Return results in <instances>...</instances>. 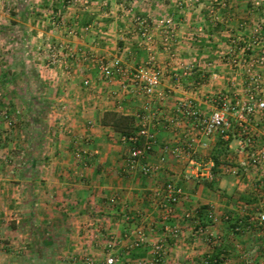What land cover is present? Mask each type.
Wrapping results in <instances>:
<instances>
[{
  "label": "crops",
  "instance_id": "1",
  "mask_svg": "<svg viewBox=\"0 0 264 264\" xmlns=\"http://www.w3.org/2000/svg\"><path fill=\"white\" fill-rule=\"evenodd\" d=\"M83 1L0 0V264L43 260L41 221L58 244L83 240L95 264L108 243L120 264H264V111L228 113L229 131L206 138L181 109L208 119L222 102L237 107L255 77L264 93V32L252 35L264 0H223L214 13L200 0L181 14L177 0H133L128 15L115 0ZM115 59L122 72L104 78L98 63ZM147 66L162 78L149 97L131 80ZM105 113L152 135L135 166ZM167 184L181 190L171 207Z\"/></svg>",
  "mask_w": 264,
  "mask_h": 264
},
{
  "label": "built area",
  "instance_id": "2",
  "mask_svg": "<svg viewBox=\"0 0 264 264\" xmlns=\"http://www.w3.org/2000/svg\"><path fill=\"white\" fill-rule=\"evenodd\" d=\"M195 2L198 3L200 0H195ZM219 2L220 0H212V3H210V13L215 12V9L212 8V5L215 7ZM256 6H258V4H256ZM263 25L264 24L261 23L255 25L252 33L254 39L253 42L258 41L257 38H259L264 32L262 31ZM260 60H264V51L262 52ZM100 70L104 78H112L114 74L122 72L121 62L119 59H115L110 65L101 63ZM131 80L133 81L132 83L138 87L145 96H152L158 89L161 79L158 73L150 71L149 68H141L139 71L131 75ZM88 84V81L84 82V86H88ZM181 109L186 112V114L191 119L195 120V129L198 131L199 135L208 138L213 135H222L229 131L231 125L226 118L228 113L234 114V116L241 122H245L246 119L254 116L257 112L264 111V93L260 92L259 79L258 77H255V79H252V89L249 91L246 100L239 103L237 107H234L230 103L222 102L221 107L215 110L208 119L200 118L198 112L192 109L190 104H182ZM238 133L244 134V131H238ZM123 140L129 143L131 147L128 157V163L131 167L135 166L139 159H142L145 154L151 150L153 145V137L145 128L135 130L134 132L124 136ZM246 143H249V141H246ZM240 147L241 150H243L245 148V142H241ZM182 150H185L186 152L195 151L194 146L191 143L186 145L184 149H176L175 153L179 154ZM149 173L150 168L145 167L144 174L148 175ZM165 192L167 205L170 207L175 205L178 202V197L181 194V190L172 184H167L165 186ZM256 222L258 225L264 224V213L258 214ZM106 262L107 264H115L116 260L114 257H110ZM218 263L219 261L217 259H204L201 262V264Z\"/></svg>",
  "mask_w": 264,
  "mask_h": 264
},
{
  "label": "rangeland",
  "instance_id": "3",
  "mask_svg": "<svg viewBox=\"0 0 264 264\" xmlns=\"http://www.w3.org/2000/svg\"><path fill=\"white\" fill-rule=\"evenodd\" d=\"M77 2H78V0H72L73 4L77 3ZM132 2H133V0H115L114 6L119 11H121L122 13H126L127 15L133 14L136 4H134ZM220 2L215 7H221L225 4V3L223 4V0H220ZM82 3L85 6H87L88 0H84ZM107 3H105L103 6L107 7L108 6ZM200 4H201L200 2L196 3L195 0H177L175 6H177V10L181 14L182 12H184L190 8L196 9ZM112 6H113V4L111 5V7ZM209 7L211 8L210 5H209ZM209 11H211V10H209ZM135 18H136V22H137V16ZM138 22H140V21H138ZM142 22L143 21H141L140 23H142ZM162 23H163V25L159 24V26L167 29V28L171 27V25L174 23V21L172 18H166V20L162 21ZM142 28H145V26H142ZM146 38L149 39V37L145 36L144 39H146ZM147 39H146V41H147ZM53 62L55 63V57L52 58L50 56V63L52 65H53ZM101 63H103V61H101ZM101 63L100 64L98 63L99 69H100ZM149 67L147 66L145 68H149ZM141 68H143V67L138 68L137 70L134 71V73L139 71ZM149 69H150V71H153L154 73H158V75L160 76V79H162L160 71H158L155 68H151V67ZM88 86H89V84H88ZM88 86H85V87H88ZM160 86H161V80H160L159 87ZM47 151H48V149H47V145L45 143L44 152L47 153ZM9 222H11V220H9ZM46 222L47 221H41L39 225L40 226L44 225V226H42V228H37L38 230L42 229V232L40 231L39 236L40 237H41V235H45V236L40 238V240H39L40 243L33 245L34 248H35V246L42 248V250L45 252L44 258H43V260H39V259L37 260V257L35 256L32 259L33 261H30V264H95V260H93L92 258H89V255L84 254L86 252H84L83 249L86 248L87 244H83V240H80V239L78 240L76 238L74 240V242H72V246H71V244H68V245L64 244V243L62 244V242L58 244L57 241H55L52 238V236H51L53 233L52 229L49 226V224L48 225L46 224ZM63 234H65V233H63ZM57 235L58 234H56V236ZM77 235H76V237H77ZM53 241L56 242V244H54V246H53V243H55V242H53ZM60 241H62V240H60ZM34 248H33V250H34ZM37 249H39V248H37ZM72 250H74V253L72 252ZM107 250H108L107 251L108 254H111L108 258L114 257L116 260L115 264H120L121 259L119 257H117L116 254H114V255L112 254L115 250L113 244L108 243ZM39 251H41V249H39ZM33 253L34 252L29 253L28 254L29 257H32L31 255H33ZM144 263L146 264L147 262H142L140 264H144ZM98 264H101V263H98ZM106 264H107V262H106Z\"/></svg>",
  "mask_w": 264,
  "mask_h": 264
},
{
  "label": "trees",
  "instance_id": "4",
  "mask_svg": "<svg viewBox=\"0 0 264 264\" xmlns=\"http://www.w3.org/2000/svg\"><path fill=\"white\" fill-rule=\"evenodd\" d=\"M133 123L131 117L116 113H105L103 118V124L110 125L115 131L122 133L124 136L137 130Z\"/></svg>",
  "mask_w": 264,
  "mask_h": 264
}]
</instances>
